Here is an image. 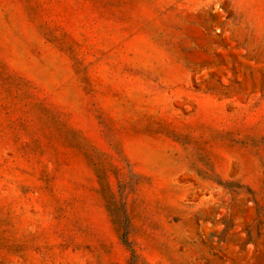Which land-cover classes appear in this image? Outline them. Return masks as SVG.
I'll list each match as a JSON object with an SVG mask.
<instances>
[{"label":"rangeland","instance_id":"rangeland-1","mask_svg":"<svg viewBox=\"0 0 264 264\" xmlns=\"http://www.w3.org/2000/svg\"><path fill=\"white\" fill-rule=\"evenodd\" d=\"M0 264H264V0H0Z\"/></svg>","mask_w":264,"mask_h":264}]
</instances>
